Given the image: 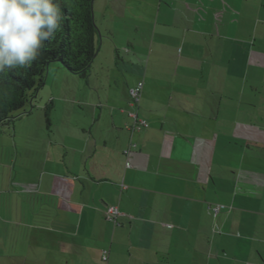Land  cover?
<instances>
[{
    "label": "crops",
    "instance_id": "crops-1",
    "mask_svg": "<svg viewBox=\"0 0 264 264\" xmlns=\"http://www.w3.org/2000/svg\"><path fill=\"white\" fill-rule=\"evenodd\" d=\"M93 13L108 58L82 77L92 107L68 124L82 135L37 155L12 138L0 264H264V0H94Z\"/></svg>",
    "mask_w": 264,
    "mask_h": 264
},
{
    "label": "trees",
    "instance_id": "trees-1",
    "mask_svg": "<svg viewBox=\"0 0 264 264\" xmlns=\"http://www.w3.org/2000/svg\"><path fill=\"white\" fill-rule=\"evenodd\" d=\"M93 4L94 0H63L66 19L57 39L45 46L42 56L30 69L10 72L0 78V128L13 125L15 112L23 110L26 105L33 107L36 98L31 104L29 98L43 87L48 65L54 63L67 74L86 76L99 38ZM52 108V102L44 108L47 127H50ZM24 114L29 115L30 111Z\"/></svg>",
    "mask_w": 264,
    "mask_h": 264
},
{
    "label": "rangeland",
    "instance_id": "rangeland-1",
    "mask_svg": "<svg viewBox=\"0 0 264 264\" xmlns=\"http://www.w3.org/2000/svg\"><path fill=\"white\" fill-rule=\"evenodd\" d=\"M100 24L106 26L104 22H100ZM105 58L108 57L103 55V51L98 56L96 50L94 60H104ZM108 60L112 63L110 65H112L113 68H111L110 71L113 75V69L118 72L117 68L114 66L115 58L110 56ZM57 67V64H50L45 74V83L38 91L35 103L32 104L33 107L31 108L30 105L25 106L23 110L13 114L15 117L13 123L14 130L7 129L11 128L12 124H9V127L0 128V177H2L3 174H9V172H11V156L15 154L12 146V138H14L19 152L28 149V152L30 150L32 154L36 152L35 154L37 155L39 154L38 148L43 141L48 138L61 141L65 138L69 128L71 129L70 133L82 135L81 130H77L76 127L69 126L68 124L72 122L78 124V118L81 117L83 111L91 109L92 101L89 103L86 100L88 99L87 96L90 89L85 86L84 79L77 75H71V79L64 81L63 75L65 71ZM99 69L100 67H93L91 69L93 80L96 78V75L99 74ZM57 80L61 81L60 87H57ZM82 83H84V88L81 87ZM105 84L108 86V83L105 82ZM112 86L114 87V83H112ZM56 89H58V91ZM54 94L55 96H53ZM91 97L93 99L97 97L95 91H93ZM50 101L53 102V108L50 113V127H47L44 117V108ZM24 110L30 111V114H24ZM14 134L15 137H13ZM4 165H6L5 170Z\"/></svg>",
    "mask_w": 264,
    "mask_h": 264
},
{
    "label": "clouds",
    "instance_id": "clouds-1",
    "mask_svg": "<svg viewBox=\"0 0 264 264\" xmlns=\"http://www.w3.org/2000/svg\"><path fill=\"white\" fill-rule=\"evenodd\" d=\"M63 0H0V78L31 68L62 32Z\"/></svg>",
    "mask_w": 264,
    "mask_h": 264
},
{
    "label": "built area",
    "instance_id": "built-area-1",
    "mask_svg": "<svg viewBox=\"0 0 264 264\" xmlns=\"http://www.w3.org/2000/svg\"><path fill=\"white\" fill-rule=\"evenodd\" d=\"M143 84L142 82H138L133 88L129 90V98H130V105L136 106L139 102L140 93L142 90ZM129 116L133 119H136V115L133 113H129ZM148 126L147 122L145 120H139L136 121L133 126L130 127V130L132 131H139L142 128H146ZM130 153L129 150L124 151V155L128 156ZM126 167H130V164L127 163ZM122 188H125L122 186ZM225 208L223 205H216L212 208V211L214 215H217L220 211H222ZM105 218L108 221L115 222L120 215L119 210L116 207H108L104 212ZM109 257V251L107 249L101 250V261L106 263L108 261Z\"/></svg>",
    "mask_w": 264,
    "mask_h": 264
},
{
    "label": "water",
    "instance_id": "water-1",
    "mask_svg": "<svg viewBox=\"0 0 264 264\" xmlns=\"http://www.w3.org/2000/svg\"><path fill=\"white\" fill-rule=\"evenodd\" d=\"M96 54V53H95ZM53 64V63H52ZM50 65H48L47 69ZM38 91H36V95L34 97L29 98V103L31 104L32 100L36 98Z\"/></svg>",
    "mask_w": 264,
    "mask_h": 264
},
{
    "label": "flooded vegetation",
    "instance_id": "flooded-vegetation-1",
    "mask_svg": "<svg viewBox=\"0 0 264 264\" xmlns=\"http://www.w3.org/2000/svg\"><path fill=\"white\" fill-rule=\"evenodd\" d=\"M26 106H28V105H26ZM23 112H24V113H27L28 111H27V110H24Z\"/></svg>",
    "mask_w": 264,
    "mask_h": 264
}]
</instances>
